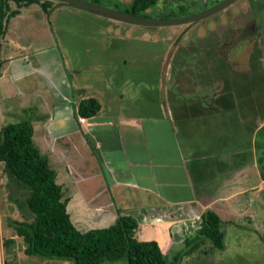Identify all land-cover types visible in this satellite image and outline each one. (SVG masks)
<instances>
[{
  "label": "crops",
  "instance_id": "1",
  "mask_svg": "<svg viewBox=\"0 0 264 264\" xmlns=\"http://www.w3.org/2000/svg\"><path fill=\"white\" fill-rule=\"evenodd\" d=\"M240 9L233 19L245 23L231 32L242 35L228 45L218 42V25L188 38L187 22L157 37L53 1L50 14H85L91 21L75 25L81 35L66 38L68 27L50 16L66 58L50 54L60 62L52 70L12 69L25 56L7 54L0 65V119L10 113L12 72L21 82L34 74L42 87L20 84L17 108L35 112L25 119L32 141L54 171L76 229L107 226L118 209L136 221L137 240H153L164 253L186 247L210 209L222 221L223 239L236 230L260 237L264 148L256 135L264 125V0H247ZM28 12L11 18L29 22L28 15L33 23ZM7 36L6 30V49ZM219 44L232 48L221 51ZM88 97L99 104L97 112L78 116V101Z\"/></svg>",
  "mask_w": 264,
  "mask_h": 264
},
{
  "label": "rangeland",
  "instance_id": "2",
  "mask_svg": "<svg viewBox=\"0 0 264 264\" xmlns=\"http://www.w3.org/2000/svg\"><path fill=\"white\" fill-rule=\"evenodd\" d=\"M49 1H56L62 4L64 3V5H70L60 0ZM83 1H95L93 3L100 6L124 12V10L130 7L132 0ZM220 1L221 0H156V2L149 6V8L144 11H140L139 13L147 15L148 18L152 19H176L200 13L206 9H209ZM246 1L247 0H234L222 9H218L208 15L189 21L190 27L187 29L185 36L188 38H193L196 31L204 32L210 27L214 31L215 25H218L220 27L217 37L218 42L222 44L225 41L228 43V45L232 44L231 41L236 38H241L242 34L239 30H233L231 32V27L233 26V28H235L237 24L241 25L245 23L242 18L239 17L236 22L233 17L241 12L240 8ZM9 5L10 9L15 8L14 3L10 2ZM47 9L48 10L44 12L38 3H33L18 9L20 10L21 14L23 13V11H29L28 14L31 13L34 18L33 23H29L32 22V19L28 15L26 16V19L29 22L21 21V23H17L16 19H8L6 30L9 36L5 38L7 39V41H9L7 42L9 46L7 47V49L5 48V41H2V37L0 39L1 63L9 53L16 56H25L24 58L18 57L20 58L18 61H16L17 59L15 58L16 60L14 59L13 62L15 64L12 65V69H15L17 67L16 64H20L24 67H38V65H40V68H43L45 70H52L54 66H58L60 62L50 59V54H60L61 56H64L63 58H66V50H64V47L61 45L58 39L60 37V32L56 29H53L50 16L56 15L55 20L57 21V23H60L64 27H68L69 34H67V31L62 32V35H65L66 38H75L81 35L80 31L77 30V28H74L75 25L91 21L87 16H85V14L73 13L60 15V13H55L53 15L52 12L50 14L49 8ZM20 16L21 15H19V17ZM180 24L182 23L175 25L178 26ZM14 25H16L15 30L13 29ZM136 25L138 29H144L146 34L153 36L165 34L167 29H171L172 27H174V24ZM98 27H100V25H98ZM157 27H160L162 30H157ZM63 29L65 30V28ZM18 33H23V35L20 36L18 35ZM13 35L20 37L19 39L15 37L13 41ZM13 43H15L14 48H12ZM228 45L227 47H225V45H220V50L230 51L232 47ZM16 47L21 48L20 50H17ZM256 47L258 48V44ZM260 50L264 51V45L260 46ZM43 58H45L44 61ZM63 64H65V62H63ZM13 74L14 72H12L11 76L12 82H8L9 90H13V93L11 94L12 96L7 102L10 106V113L8 115L4 114L2 116V118L0 119V126L6 123H13L19 120L28 119V115H30V113H35L33 110H28L31 112L25 113L17 108V106L19 105L18 86L20 84H27L28 87L32 90L36 89L37 87H42V83L39 79L36 80V78L33 76L34 74L25 77L22 82L17 79L13 81V77H15ZM246 74H249L248 71L246 72ZM2 76L4 75L2 74ZM1 80L3 81L4 77H2ZM43 84H46L48 86V83L45 79H43ZM26 102L29 104V106H33V104H35L34 100L29 97L26 98ZM35 134L37 135V132H35ZM35 138V135H33V139ZM256 140H259L261 147L264 148V125L258 130ZM10 176L11 175H9V173L3 168L2 164L0 163V264H73L70 260L42 258L39 256L23 254L22 240L20 237H17L14 234V231L8 225V221L30 220L31 214L28 212L23 203L26 190L17 185L12 179V176ZM261 218V226L259 231L260 237L256 235L253 236L249 233L238 232L237 230L236 232L230 233L228 231L227 234L225 233V239H223V247L221 249L214 250L211 246L207 247L208 242H205V244H203L202 246L199 245L201 247H199L198 250H193L186 255H181V258L178 260L177 264H264V217L261 216ZM8 239H12V242H10L7 246H3V242ZM185 248L186 247H184L183 244H180V246H174L170 248V250L164 251L163 255L168 261H170L175 254L182 253ZM205 249L207 250L206 252ZM99 264H125V261L123 259L114 261L104 260Z\"/></svg>",
  "mask_w": 264,
  "mask_h": 264
},
{
  "label": "trees",
  "instance_id": "3",
  "mask_svg": "<svg viewBox=\"0 0 264 264\" xmlns=\"http://www.w3.org/2000/svg\"><path fill=\"white\" fill-rule=\"evenodd\" d=\"M10 2L14 3V9H10ZM155 2L132 0L124 12L148 18L139 12ZM33 3H38L44 12L51 7L49 0H0V39L6 31L8 19L18 13V8ZM98 108L97 101L88 97L78 101L76 112L78 116L88 117ZM0 163L15 183L26 190L23 203L31 219L8 221L14 234L21 238L25 255L65 259L73 264H99L104 260L120 259L125 264H177L181 255L192 252L203 241L214 250L223 247L222 221L210 209L201 213L199 226L195 235L186 240L185 250L175 254L170 261L155 241L137 240L134 237L136 221L118 209L111 224L79 231L66 211L67 199L55 182L54 171L32 141V128L26 120L0 126ZM259 174L264 180V164L259 167ZM11 240H5L3 246Z\"/></svg>",
  "mask_w": 264,
  "mask_h": 264
},
{
  "label": "water",
  "instance_id": "4",
  "mask_svg": "<svg viewBox=\"0 0 264 264\" xmlns=\"http://www.w3.org/2000/svg\"><path fill=\"white\" fill-rule=\"evenodd\" d=\"M70 4L75 8H83L94 11L101 15H106L124 22L133 23V24H140V25H164V24H179L189 22L193 19L200 18L202 16L208 15L218 9L224 8L226 5L230 4L234 0H221L220 2L216 3L209 9H206L200 13L185 16L182 18L176 19H152L147 18L139 15H133L130 13L120 12L111 8L103 7L93 2H87L83 0H60Z\"/></svg>",
  "mask_w": 264,
  "mask_h": 264
}]
</instances>
